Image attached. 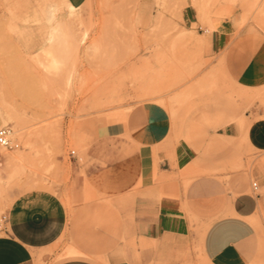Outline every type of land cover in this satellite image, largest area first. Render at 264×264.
<instances>
[{
	"label": "rangeland",
	"instance_id": "obj_1",
	"mask_svg": "<svg viewBox=\"0 0 264 264\" xmlns=\"http://www.w3.org/2000/svg\"><path fill=\"white\" fill-rule=\"evenodd\" d=\"M70 12L61 0H0V127H10L19 145L0 147V216L19 195L45 190L71 218L85 208L73 217L79 233L109 232L111 219L93 216L106 199L87 180L79 193L77 169L100 126L124 122L135 106L151 103L169 113L176 140L206 142L201 153L212 160L199 175L233 194L248 183L261 198L247 264H264V175L250 172L254 165L264 171V152L244 143V125L264 118V84L237 81L207 41L214 18L235 21L236 35L264 41V0H86L75 24L64 19ZM225 127L235 129L231 142L209 145L210 133ZM109 234L112 241L88 242L89 259L211 264L200 227L188 237L143 238L125 226ZM72 245L74 237H62L49 264L68 259Z\"/></svg>",
	"mask_w": 264,
	"mask_h": 264
},
{
	"label": "crops",
	"instance_id": "obj_2",
	"mask_svg": "<svg viewBox=\"0 0 264 264\" xmlns=\"http://www.w3.org/2000/svg\"><path fill=\"white\" fill-rule=\"evenodd\" d=\"M61 1L80 7L86 0ZM212 25L214 30L207 37L211 52L224 54L237 81L249 86L264 84V41L236 35L233 20L214 18ZM244 127L246 148L264 152V118L253 119ZM210 136L209 145L229 144L236 132L225 127ZM205 145L195 139L190 143L176 140L169 113L151 103L135 106L124 122L100 126L87 150L84 167L77 169L78 183L80 194L87 180L94 193L106 199L94 208L97 212L93 216L104 222L111 219L102 223L109 232L104 228L79 233L73 217L85 208H76L71 218L56 194L28 191L13 199L6 211L7 232L0 234V264H49L56 245L68 235L78 242L69 246L77 252L54 264H98L89 259L94 253L88 242L112 241L106 236L121 226L150 239L188 237L200 227L202 252L211 264H247L255 237L252 221L258 215L261 198L251 192L248 183L233 194L219 180L199 175L212 160L201 153ZM252 171L264 175L258 165L252 166ZM99 262L108 264L105 259Z\"/></svg>",
	"mask_w": 264,
	"mask_h": 264
},
{
	"label": "built area",
	"instance_id": "obj_3",
	"mask_svg": "<svg viewBox=\"0 0 264 264\" xmlns=\"http://www.w3.org/2000/svg\"><path fill=\"white\" fill-rule=\"evenodd\" d=\"M0 147L6 150L18 148L19 145L15 144L12 138V130L8 126L0 127ZM71 157L77 160L75 151H71ZM253 190L258 189L257 182L252 184ZM7 232V217L6 215L0 216V234Z\"/></svg>",
	"mask_w": 264,
	"mask_h": 264
},
{
	"label": "bare ground",
	"instance_id": "obj_4",
	"mask_svg": "<svg viewBox=\"0 0 264 264\" xmlns=\"http://www.w3.org/2000/svg\"><path fill=\"white\" fill-rule=\"evenodd\" d=\"M64 2H65V0H63ZM65 5H66V7L71 11L66 17H64V19H65V21L66 22H68V23H70V24H75V23H77V22H79L80 23V18L77 16V14H75V13H77V11L80 9V7H75V6H73V5H71V4H69V3H66L65 2ZM65 16V15H64ZM223 60V59H222ZM222 62V61H221ZM224 62V61H223ZM221 65V64H220ZM224 66V65H223ZM223 66H220V67H223ZM228 78V77H227ZM228 80H229V78H228ZM248 90V89H247ZM250 91V90H249ZM255 91V90H254ZM247 92V91H246ZM253 92V91H252ZM257 93V92H256ZM246 94V93H245ZM249 94V93H248ZM251 95H252V93H251ZM242 95L240 94V97H241ZM252 97V96H251ZM250 97V98H251ZM257 97V96H256ZM255 97V98H256ZM188 98V97H187ZM244 98V97H243ZM253 98H251L250 100H252ZM185 100H187V99H185ZM184 101V100H183ZM173 106V105H172ZM1 109V108H0ZM172 111V110H171ZM173 112V114H174V111H172ZM177 112V111H176ZM1 113V112H0ZM175 115V114H174ZM156 169V168H155ZM187 212V211H186ZM210 225V224H209ZM207 226L208 225H206V228H207ZM204 230H205V228H204ZM203 235V234H202ZM77 251L75 250V249H73L72 247H70V248H68V250H66V252H65V254L64 255H71V254H74V253H76ZM78 253H80V252H78Z\"/></svg>",
	"mask_w": 264,
	"mask_h": 264
}]
</instances>
